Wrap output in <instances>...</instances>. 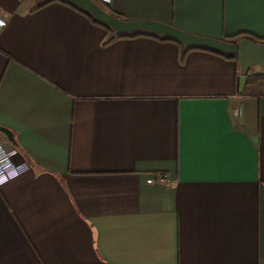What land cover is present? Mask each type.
I'll return each instance as SVG.
<instances>
[{"label":"crops","instance_id":"crops-1","mask_svg":"<svg viewBox=\"0 0 264 264\" xmlns=\"http://www.w3.org/2000/svg\"><path fill=\"white\" fill-rule=\"evenodd\" d=\"M45 1L0 0V138L30 166L0 186V264H264V71ZM106 4L264 41V0Z\"/></svg>","mask_w":264,"mask_h":264},{"label":"water","instance_id":"water-1","mask_svg":"<svg viewBox=\"0 0 264 264\" xmlns=\"http://www.w3.org/2000/svg\"><path fill=\"white\" fill-rule=\"evenodd\" d=\"M63 1L83 10L96 21L108 27L117 36L143 32L175 40L187 47H206L221 53L237 52L243 75H246L254 65H258L264 71V43L242 39L237 45H230L211 39L196 37L159 23L119 20L103 11L92 0ZM0 133L11 138L9 132L2 128H0Z\"/></svg>","mask_w":264,"mask_h":264},{"label":"built area","instance_id":"built-area-1","mask_svg":"<svg viewBox=\"0 0 264 264\" xmlns=\"http://www.w3.org/2000/svg\"><path fill=\"white\" fill-rule=\"evenodd\" d=\"M19 1V0H18ZM106 3L107 0H101ZM6 27V21L0 16V33ZM239 109L235 115L239 114ZM18 152L15 148H7L0 138V186H3L29 171V164L26 162H15ZM155 183L166 186L168 183L165 174L156 175Z\"/></svg>","mask_w":264,"mask_h":264},{"label":"trees","instance_id":"trees-1","mask_svg":"<svg viewBox=\"0 0 264 264\" xmlns=\"http://www.w3.org/2000/svg\"><path fill=\"white\" fill-rule=\"evenodd\" d=\"M54 1H58L62 4H65L73 9H75L76 11L84 14L85 16H87L95 25H98L100 27H102L103 29H105L106 31L108 32H112L108 27H106L105 25H103L102 23L96 21L93 17H91L89 14H87L86 12H84L83 10L79 9L78 7H76L75 5L71 4V3H68L66 1H63V0H47L45 1L44 3L41 4V6L43 5H46V4H49L51 2H54ZM93 2H95L103 11L107 12L108 14L112 15L113 17L119 19V20H122L117 14L113 13L109 8H108V5L101 1V0H92ZM139 36H146V37H153V38H157V39H160L162 41H172V42H176V43H179L175 40H172V39H169V38H166V37H159V36H156V35H152V34H149V33H143V32H135V33H132V34H127V35H118L117 37L119 38H124V37H139ZM241 38L240 36H237V37H232L231 40H236V39H239ZM256 42H260V43H264V41H261V40H256ZM194 49H199V50H204V51H208V52H212V53H216V54H220V55H224L226 53H221L219 51H215L213 49H210V48H206V47H192ZM232 57H229V59H231Z\"/></svg>","mask_w":264,"mask_h":264}]
</instances>
